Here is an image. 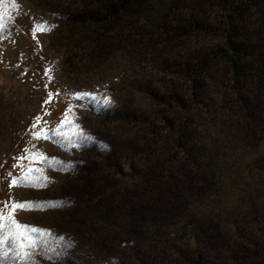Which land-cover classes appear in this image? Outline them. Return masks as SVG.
Listing matches in <instances>:
<instances>
[{
	"label": "trees",
	"instance_id": "trees-1",
	"mask_svg": "<svg viewBox=\"0 0 264 264\" xmlns=\"http://www.w3.org/2000/svg\"><path fill=\"white\" fill-rule=\"evenodd\" d=\"M25 2L27 14L15 8L13 18L46 24L60 53L55 106L76 101L94 115L87 124L82 110L74 120L44 112L28 127L35 107L11 91L0 101V182L18 178L33 211L43 201L51 219L50 250L30 255L68 264L141 238L169 244L179 264H264V0ZM8 21L0 78L26 77L34 59ZM132 92L160 105L153 118L130 107ZM127 127L137 134L126 146L102 144L99 130Z\"/></svg>",
	"mask_w": 264,
	"mask_h": 264
},
{
	"label": "rangeland",
	"instance_id": "rangeland-1",
	"mask_svg": "<svg viewBox=\"0 0 264 264\" xmlns=\"http://www.w3.org/2000/svg\"><path fill=\"white\" fill-rule=\"evenodd\" d=\"M15 8L18 9L17 12L20 11L22 15L27 14L24 11H28L29 9L25 0H0V11L5 10L6 13L0 14V18H7L10 20L8 22L11 25V30H13V32L15 31L16 35L14 36H16V38H18V40H20L24 45L22 51H25L29 57L34 59V68L27 72L26 77L24 75H19L18 71H13L14 77L11 76V73L7 77L0 78V101H2L4 104L9 102L8 92L11 91L10 93L13 95V97H15L14 99L21 101V104H28L29 106L32 105L35 107L32 112L29 111L28 127L31 126L35 121L41 119L44 112H47L48 114L55 113L56 116V114L61 115L63 111H66V113L72 117L69 119L74 120V115L80 110H82L80 111L81 115L83 116L82 118H85L88 124L89 121L91 122L94 119V115L88 113L86 107L83 106V103L79 104L76 101L75 103L71 101L67 103L66 107L57 108V106H55V97L53 95L56 94V90H54L53 86L49 87V79L53 78L54 75H57V64L60 58V53L54 51L47 45L44 31H36L35 33L33 32V26L38 24L35 23V20L32 22L28 17H22L26 23L21 25L16 19H14L12 15L14 14L13 12H16V10H14ZM40 20H43L42 17ZM17 74L18 76L16 77ZM161 76V73H157L156 71H149L146 74V78L152 77L154 80H157V78H160ZM24 81H27L28 83L30 81V83L25 84ZM59 82L62 83V87L66 85L65 81L59 80ZM34 84H37L38 88L41 84H43V87L45 88L42 89V87H40L37 89V87H34ZM143 86L145 87L146 85L143 84ZM29 88H31L32 91H29ZM50 93L52 94L51 97L49 96ZM212 94L213 97L216 98V93L212 92ZM126 98L128 104L131 105V108L144 113V115L148 118H153L155 111L157 109L159 110L160 107V105H156L152 98L139 92L129 93ZM120 100V96H117L114 99L115 103ZM67 124L68 122H66L64 118L61 119L57 123L59 126L52 129L50 131V135L55 134L57 129H65ZM211 124L217 125V120L212 119ZM209 128L213 133V131H215L214 129H216V126L212 127L211 125ZM127 129L128 131L117 132L112 130L104 131L98 129L100 133H104V135L107 137V141L103 140L102 144L109 148H123L124 145L126 146L128 141L134 138L133 136L137 134L136 128L127 127ZM218 138L220 137H217L216 140ZM14 149V146L11 148L7 147L6 156L11 154ZM27 199H30V202L35 201V198H33L31 194H28ZM27 199L25 198L24 191H22L18 186L15 187L12 183H8L7 181L5 183L0 182V210H2L6 216L10 212L13 202H24L27 201ZM38 201L39 200H36V202ZM39 202L40 203H37L40 204L39 206H41L39 207V210L37 209L33 211L32 208L16 209L15 219L23 225H28L32 228L40 230L39 233L32 234L42 236L45 239L44 233L49 230L51 219L47 217L46 212L42 209L44 207L43 201ZM29 231H31V229H29ZM132 244L134 245L132 250L128 248L120 249L116 246L117 248H113L108 254L104 252L99 254L98 257L79 258L72 256L69 253L70 256H72V260L68 264H179L177 257L172 253L170 248H168L170 245L168 244L167 247L162 240L152 241L149 243L146 240L138 238L133 240ZM7 246L10 247V241L6 240L4 249H6ZM46 247V249L50 250L49 243H46ZM38 249L40 252L42 251L41 253L45 252L39 247ZM7 252L8 255L0 257V264H17L19 262V258H17L16 254L10 249L7 250ZM35 254L36 253L31 254L32 257L30 261L33 262V264H48L46 259L39 257V255L42 254L37 255L38 257Z\"/></svg>",
	"mask_w": 264,
	"mask_h": 264
},
{
	"label": "snow or ice",
	"instance_id": "snow-or-ice-1",
	"mask_svg": "<svg viewBox=\"0 0 264 264\" xmlns=\"http://www.w3.org/2000/svg\"><path fill=\"white\" fill-rule=\"evenodd\" d=\"M47 25L44 23H38L33 26V32L46 31ZM51 93L49 96L51 97ZM79 95V94H73ZM45 129H41L40 133H33L34 136H39L45 132ZM85 139H88L87 137ZM54 159V158H53ZM15 167V165H14ZM12 184L20 183L18 178H13ZM25 186H35L33 184H27ZM35 205L33 202H13L11 210L6 216L2 210H0V257L8 255V252L4 249L5 241H10V248L16 254V256L22 261H30V250L33 247H39L46 251V240L42 236L33 235L32 233H39L40 230L32 228L28 225H23L15 219L16 209H28ZM31 229V231H29ZM19 250V251H17Z\"/></svg>",
	"mask_w": 264,
	"mask_h": 264
}]
</instances>
